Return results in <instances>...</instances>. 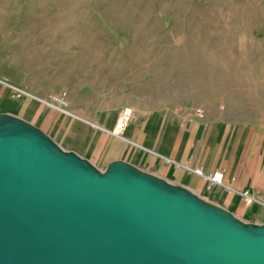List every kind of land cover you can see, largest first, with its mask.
<instances>
[{
    "label": "rangeland",
    "instance_id": "1",
    "mask_svg": "<svg viewBox=\"0 0 264 264\" xmlns=\"http://www.w3.org/2000/svg\"><path fill=\"white\" fill-rule=\"evenodd\" d=\"M60 90L66 111L40 99ZM124 108L163 124L162 145L206 113L261 125L264 0H0V113L72 150L89 143L78 128Z\"/></svg>",
    "mask_w": 264,
    "mask_h": 264
},
{
    "label": "water",
    "instance_id": "2",
    "mask_svg": "<svg viewBox=\"0 0 264 264\" xmlns=\"http://www.w3.org/2000/svg\"><path fill=\"white\" fill-rule=\"evenodd\" d=\"M0 264H264V223L1 112Z\"/></svg>",
    "mask_w": 264,
    "mask_h": 264
},
{
    "label": "crops",
    "instance_id": "3",
    "mask_svg": "<svg viewBox=\"0 0 264 264\" xmlns=\"http://www.w3.org/2000/svg\"><path fill=\"white\" fill-rule=\"evenodd\" d=\"M115 125L116 120H98L78 128L77 136L87 138L89 143L82 142L70 149L94 163H104V168L113 159L129 160L190 187L246 221L264 223V122L246 129L222 123L220 118L206 113L173 125L165 145L159 143L163 124L131 121L123 135L112 132ZM187 162L202 165L206 172L223 169V183L208 187L205 177L184 167ZM244 190H249L254 198L248 201L242 194Z\"/></svg>",
    "mask_w": 264,
    "mask_h": 264
},
{
    "label": "built area",
    "instance_id": "4",
    "mask_svg": "<svg viewBox=\"0 0 264 264\" xmlns=\"http://www.w3.org/2000/svg\"><path fill=\"white\" fill-rule=\"evenodd\" d=\"M42 101L48 102L60 109L67 110L69 106V94L67 90H60L58 92L50 93L47 97L40 98ZM223 107V105H221ZM201 112V109L197 110ZM132 112L128 111V108H124L120 111L118 120L116 122L115 128L113 129L115 134L121 135L126 129L129 121L131 120ZM177 162V161H176ZM184 167L190 171L197 173L206 178L207 186L210 187L214 183H223L224 180V170L221 168L215 169L210 172H206L202 165L193 166L191 163H184ZM231 189H234L233 186H229ZM243 196L248 200L254 198L253 194L249 190L242 191Z\"/></svg>",
    "mask_w": 264,
    "mask_h": 264
},
{
    "label": "bare ground",
    "instance_id": "5",
    "mask_svg": "<svg viewBox=\"0 0 264 264\" xmlns=\"http://www.w3.org/2000/svg\"><path fill=\"white\" fill-rule=\"evenodd\" d=\"M20 103V102H19ZM14 104V103H13ZM28 110V109H27ZM36 112V111H35ZM45 116V115H44Z\"/></svg>",
    "mask_w": 264,
    "mask_h": 264
}]
</instances>
